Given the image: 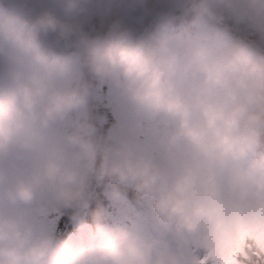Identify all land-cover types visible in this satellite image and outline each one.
Here are the masks:
<instances>
[{
	"label": "clouds",
	"instance_id": "1",
	"mask_svg": "<svg viewBox=\"0 0 264 264\" xmlns=\"http://www.w3.org/2000/svg\"><path fill=\"white\" fill-rule=\"evenodd\" d=\"M100 186L150 228L41 222ZM262 222L264 0H0V264H264Z\"/></svg>",
	"mask_w": 264,
	"mask_h": 264
},
{
	"label": "rangeland",
	"instance_id": "2",
	"mask_svg": "<svg viewBox=\"0 0 264 264\" xmlns=\"http://www.w3.org/2000/svg\"><path fill=\"white\" fill-rule=\"evenodd\" d=\"M183 25L178 22L177 23V31L182 30ZM109 94V88L107 86H104L100 92L101 97H106ZM94 110H98L100 113L105 114L108 118L107 114V107L104 106L103 103L97 101L94 104ZM116 118V117H115ZM108 120V119H107ZM116 121L113 123L116 124ZM108 124V122H107ZM113 125H109V128H111ZM97 197L99 198L100 201L107 203L108 207L102 204V206L108 210L112 214V216L115 219H124L125 222L131 220L132 223H135L138 226H141L145 229L150 228V224L147 221V218L144 215V211L142 210H136L131 203L130 200L127 198V201L120 203V204H114L112 201L109 200V198L105 194V190L103 186L97 187L96 189V196L93 200V202L97 201ZM92 202V203H93ZM38 213L41 218V222L48 227H54L56 231H59L61 228V225L63 223V220L65 218L70 219L69 213L67 211H61L59 210L54 204H47V205H42L38 208ZM130 218V220H129ZM78 223L76 222L74 227L69 231L65 239L67 238H80V237H88L90 233L93 232L92 230V225L90 223H83L81 218L77 220ZM70 224V220H67V225ZM77 227V228H76ZM76 228V229H75ZM199 256L205 255V251L203 249L199 250L197 253Z\"/></svg>",
	"mask_w": 264,
	"mask_h": 264
},
{
	"label": "snow or ice",
	"instance_id": "3",
	"mask_svg": "<svg viewBox=\"0 0 264 264\" xmlns=\"http://www.w3.org/2000/svg\"><path fill=\"white\" fill-rule=\"evenodd\" d=\"M257 229L261 231V236L264 237V222L259 225L248 226L244 231L246 235H254ZM238 252L239 248H233L227 253L221 254L217 258L216 250H213L208 256L194 260L193 264H238V262L234 259Z\"/></svg>",
	"mask_w": 264,
	"mask_h": 264
}]
</instances>
